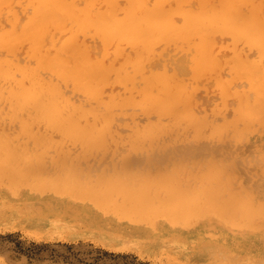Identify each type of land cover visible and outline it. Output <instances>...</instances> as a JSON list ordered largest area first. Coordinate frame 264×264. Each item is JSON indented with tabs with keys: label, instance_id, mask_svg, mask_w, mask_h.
Returning <instances> with one entry per match:
<instances>
[{
	"label": "rangeland",
	"instance_id": "374dc122",
	"mask_svg": "<svg viewBox=\"0 0 264 264\" xmlns=\"http://www.w3.org/2000/svg\"><path fill=\"white\" fill-rule=\"evenodd\" d=\"M3 1L5 0H0V4H2V7H0V40L2 42L0 45V61L7 58L14 64L17 63L15 65L21 64L26 65L28 68H37L42 78L50 79L53 85H55L59 99L69 101L73 107L88 108L85 117L81 118L82 122L84 120L87 121L88 118L90 120L94 118V114L90 112L92 109H97L102 115L106 114L104 117L107 116L104 123L100 121L101 124H99L100 127H104V129L107 130V145L105 148L90 151L92 153L88 152L84 154L83 147L80 143H73L68 140V142H64L60 150L56 144L62 142L61 135H59V132L53 130H49L54 136H52L54 138L52 139V144L35 138L16 137V139L12 141L14 144L28 146L30 148L28 154L30 156L32 154V158L37 155L39 156L40 159L38 161L34 160L32 161L33 163L30 162L33 168L44 166L50 172H56L58 168L56 162L60 161L61 156L59 155L60 153L62 155L64 151L72 159L77 161L79 168L84 174L90 173L93 178L104 173L112 174L114 171L121 169L125 159H128L130 165L135 169L159 168L165 170L170 166L185 164L187 170H189L186 174L197 173L200 171V168H204L203 166L215 160L224 164L226 167L224 176H229L232 185L234 183L233 187H230V191L226 192L252 195V197L249 196V198L245 197V199H240L241 201L239 200L238 209L241 212L247 213L250 217H253L252 219L257 223L255 226H245L244 222L247 223L248 217H242L239 218V223L233 224L226 221V209L220 207L218 212L207 214L204 208L199 206V212L186 215L187 217L181 219L182 221L179 223L169 224L163 222L157 227H150L143 223L134 225L128 223L127 220L119 221L118 219L110 218L103 213L98 206L94 205L93 202H89L85 204V206L84 204L82 205V203H75L72 205L69 197H60L56 195L57 193L49 189H43L41 191L34 190L29 183L13 186L7 177L0 175V263L264 264V125L256 120L252 125L248 126L244 121L239 120L236 122L237 128L235 126L233 127L235 112L240 99L239 95L243 91H247L248 93L251 90L248 80L242 76L239 78V75L235 71V64L232 63L236 61L235 58H238L239 55H244L248 60L259 59V54L256 49L252 48L246 41L239 42L233 40L231 35L219 33L222 35L218 36V34H215L221 39L218 41L219 43L214 39L216 42L213 41V44L216 45L213 47L214 45L210 44V49L214 50L213 52H215V57L219 60V64L209 68L211 70L207 69L205 70L206 72L196 75L192 70L195 57V55H193L194 47L184 45L181 41L166 42V40H161L154 45L155 48H151L152 50L154 49L153 52L149 50L151 53L148 51L147 53L149 54H147L145 49L141 50L146 53L142 52L145 54L144 58H149L144 61L143 56H140L142 58L141 64L143 67L140 64L141 71H137L138 64H136L135 58L139 55V53H137L139 50L138 47H135L133 44L128 42L119 44V42H117L113 43V45L106 46L103 38L99 36L95 30H92L93 28H90L91 30L87 28L88 31H86L87 29H81L77 21L75 19L71 21L70 19L72 18L68 15L60 24L55 21L49 22V31H47L49 29L48 27L47 30L46 28L45 30H43L44 28L40 29L43 31H39L40 27L33 30L29 28L31 22H33L30 18L33 19L35 16L34 14L37 12V10H34L38 8L37 1L36 3L33 2L34 0H9L10 2L8 3L7 1ZM65 1L73 4L74 8L78 10H76L78 14L84 9H91L90 7L94 8L96 3L95 0H78V2H80L78 3L79 6L77 1L74 3L75 0ZM99 1L100 0H98L97 3ZM101 1L96 5L97 8L95 6L96 10L99 9V12L108 11L111 7L108 0ZM155 1L156 0H148L150 4ZM170 1L172 2V0ZM11 2L12 4L10 5L13 6L9 5L10 7H3L4 4L7 5ZM31 2L36 4L37 8L36 6L34 8ZM174 2L175 1H173V4L171 3V6L176 5ZM262 2L264 7V0H262ZM117 3L119 4L120 2L117 1ZM124 3L122 2L123 5ZM194 3L195 1H193L191 5ZM86 5L88 6L87 8L85 7ZM106 5H109V7H106ZM103 6L104 8H102ZM176 18L180 19L179 17ZM66 19L70 21L67 23V26L66 22L68 21ZM178 19L177 21H179ZM49 24H53L54 26L57 24V27L55 26V28H53V25H51L53 27H50ZM23 25L29 28V33H32L26 36L28 32L24 31ZM7 31H10V33L8 32L6 34ZM16 32L17 36H14ZM46 32H48V34ZM8 34L10 39L7 38ZM23 34H25V37H21ZM29 37H34V40ZM11 38L13 40H11ZM27 38L32 40L30 41ZM73 38H76L74 41L78 42L79 49H87L88 54H90L93 60H100V62H103L106 66L109 65L108 71L103 67V70L107 72L102 74L106 77L100 84L99 97L91 95L90 97L88 92L78 85L76 79L72 75L64 76L52 69L45 67L38 68L37 58H35L36 55L31 56V54H34L32 46H39V50L42 49L40 51L37 49L39 53L41 52L42 54L43 51V54L47 53L50 57H56L66 44L74 43ZM7 40L8 42H6ZM4 41L5 43H3ZM79 43H82L81 45L84 46L80 47ZM30 46L32 47L30 50L33 52L28 50ZM118 47H122L121 49L123 51L121 53H118ZM11 52H13V54H11ZM66 52H68V50ZM50 53L52 54L50 55ZM134 53H136L135 55L137 56H135ZM94 56L97 58L94 59ZM129 56L131 58L134 56V61L131 60ZM137 58H139V56ZM134 62L136 65H134ZM262 62L264 64V58H262ZM65 63H67V61H65ZM15 65L12 67V75H14L12 80L14 81L10 83L5 80L3 83L2 81L5 78L2 79L1 77L0 79V82L3 84L1 89L3 91L5 90V94L12 85L16 86L15 81L24 80V77L27 78H25L27 82L30 79L28 76H24V73L18 70ZM111 65H115L118 68L115 66L112 68ZM121 70L123 73L122 76L128 77L126 83L121 82L122 80L117 76L121 75ZM163 74L171 77V80H173L172 82L170 81V84L168 80V84L170 85L168 86L169 88H175L174 85L178 83L181 86L183 85V88L180 86L176 88L181 89L180 94L182 96H180L182 101L192 100V103H188L187 105L189 110H186L193 115V122L190 121L186 111L175 118L170 112L162 114L158 111H147L145 106L138 103L142 98L141 90L146 86L147 80ZM108 77L111 83L110 81L107 82ZM154 81L151 87L154 93H157L160 90V85L163 83H160L158 79ZM250 94L255 95V92L252 93L251 91ZM131 99L135 101H130ZM184 105L185 102H182V107ZM2 106L5 108L4 112L8 113L10 101L6 96L3 98ZM1 118L2 120L0 119V123L1 121L3 123H1L3 126L0 124L1 128L13 134L20 132L19 130L21 128L18 121L9 120V116L6 114ZM7 119L9 121H7ZM150 123H157L160 125L156 129V132L159 133L156 142L144 149L133 147L130 141L131 135L136 129L142 128ZM44 126V124L39 123L33 127L36 131L43 132L46 130ZM36 180V177H34L30 181L35 182ZM10 187H19L20 190H12ZM138 188L134 187L135 190ZM103 189L107 192V189ZM160 189L161 191H159V193L161 195L169 194L173 197L177 196L174 193H179L183 189L188 190L185 187H160ZM110 192L113 193L111 194L113 197L118 198L117 200L123 198V193L117 192L116 190ZM188 198L189 195L184 191L180 199L188 202ZM67 199L68 201H66ZM197 200L200 203H205L201 201L202 199L200 197H197ZM11 202L15 203L12 204ZM9 204L16 205L17 207L15 206L16 208L13 209V206L11 205V207H9ZM69 205H71V207ZM72 207L76 214L70 212L71 210L69 209ZM16 209L19 210V214ZM65 209H67L68 213ZM27 210L30 214H27ZM5 213L9 214L6 215ZM55 215L59 216L54 217ZM71 216L74 218H71ZM22 218L26 219L23 220ZM73 220H75L76 223ZM178 220L179 218L176 217L174 222ZM60 221L61 223H58ZM71 222H74L75 224L73 223V225L75 226H73ZM68 223H70L69 226ZM98 226L100 228H98ZM95 228L96 230H94ZM56 230L61 231L57 232ZM109 231L111 234H109ZM174 234L178 236L179 240L176 239L177 237L175 238V236H173ZM184 235L190 239L186 238L185 240V238H183L185 237ZM144 236L146 239H144ZM164 236L171 237L170 239L172 242L168 237L166 238ZM200 236L203 237L201 238ZM199 237L201 239H198ZM174 238L176 240L173 241ZM179 241H181V243H179ZM212 243L215 246H213ZM202 245L203 247H201ZM198 247L201 250L198 249ZM198 250L202 251L205 256ZM203 250H205V252ZM198 253L201 255H198Z\"/></svg>",
	"mask_w": 264,
	"mask_h": 264
},
{
	"label": "bare ground",
	"instance_id": "6f19581e",
	"mask_svg": "<svg viewBox=\"0 0 264 264\" xmlns=\"http://www.w3.org/2000/svg\"><path fill=\"white\" fill-rule=\"evenodd\" d=\"M5 1H7L8 3L11 0L10 1L5 0ZM36 1L38 2L37 3L38 8L36 4H34L36 3ZM76 1L77 4L80 3L78 2V0H75L74 3ZM97 1L98 0H95L96 2L95 6L98 5L101 0L98 3ZM117 1L120 2L121 4L120 3L118 4ZM173 1H175L174 2L176 4L175 6L173 5L171 6V3L173 4ZM193 1H195V3L191 5ZM12 2L7 5L4 4L3 7L13 6L10 5L12 4ZM33 2L34 3L32 2L31 3L34 5L33 6L34 8L36 6L37 9L34 10H37V12L34 14L35 16L33 17V19L29 17L31 20H33L29 28L36 30L38 27H40L39 31H43L45 30V28L47 30L49 22L51 23L52 21H55L58 24H60L64 20V18L68 15L72 18L70 19L71 21H73L74 19L77 21L81 29L88 28L89 30H91L90 28H93L92 30H95L96 33L103 38L106 46H110L111 44L113 45V43H117V42H119V44L128 42L130 44H133L135 47H138L139 51H137V53H139L138 55L139 58H137L138 56L135 55L136 53H134V55L137 57L135 58L133 56L136 59L135 60L136 64H138L137 71H141L140 64L142 58L140 56H143L144 61L147 60L149 57L147 59L146 57L144 58L145 54L149 50L153 52L154 49L152 50L151 48L153 47L155 48L154 45L159 43L161 40H166V42L181 41V43L184 45L193 46L194 47L193 55H195V57L193 61L194 64L192 66V70L196 75L200 73H204L206 72L205 70L219 64V60L216 59L215 52H213L214 50L210 49L211 48L210 44L214 45L213 43L216 42L214 41V39H216L217 42L220 41L221 39V38L219 39V37L216 36L217 34L218 36L222 34H228L229 36L231 35L232 39L235 41L248 42L249 45L252 48L256 49V51L258 52L259 59L248 60V58L244 57V55L242 54L243 56L239 55L238 58H235L236 60L234 61L235 63L233 62L232 64H235V71L239 75V78L240 76H242L248 80V83L250 84V90L252 91V93L255 92V95L250 94L251 91H249L248 93L247 91L246 92L241 91L242 93L241 94L239 93L240 95L238 94L240 99L235 112V121L233 122V127L235 126L237 128L236 122L239 120L244 121V123L248 126L252 125L256 120H258L260 123L264 125V64L262 62V58H264V7L262 0H172V2L170 0H156L152 4H150L148 0H123V1L108 0V2L111 5L108 11L105 10L104 12H99L98 11L99 9L96 10L97 6L96 8L94 6V8L90 7L91 9H88L87 8L88 6L86 5L85 7L87 9L82 10L81 13L79 14L78 12H76L77 9L74 8V5L66 2L65 0H34ZM122 2L124 3V5L122 4ZM107 6L109 7V5H106V7ZM0 7H2V4H0ZM102 8H104V6ZM176 17H179L180 19ZM29 18L28 21L30 22ZM177 19L179 21H177ZM66 20L68 21L66 22V26H67V23H69L70 21L68 19ZM51 25L53 24H49L50 27L54 26ZM55 26L53 28H55ZM25 27L23 25L24 31L28 32V33L26 32L27 34L25 33L27 36L32 32L30 30L31 33H29L28 31L29 28L26 27L25 29ZM42 28L44 29L40 30ZM88 29L86 31H88ZM49 30L50 28L47 31ZM10 31H7L6 34L8 32L10 33ZM12 32L14 33L13 30ZM46 33L48 34V32ZM25 34H23V36L21 37H25ZM213 35L216 37H214ZM14 36H17V32ZM7 38H9V34ZM29 38H33L34 40V37H29ZM75 39L76 38H73V41ZM11 40L13 39L11 38ZM6 42H8V40ZM3 43H5V41ZM77 43L78 42L74 41V43L72 44H66L65 47H63L60 50L59 55L58 56L55 55L56 57H50L47 53L43 54V51L42 54L41 52L39 53L37 51V49L39 50V46H35V47L32 46L34 52L30 50L32 48L31 46L28 50L34 53L33 55L31 54V56L36 55L35 58H37L38 68L45 67L48 69H52L57 71L58 73H61L64 76L72 75L76 79L78 85L88 92L89 96L91 95V96L99 97L100 84L102 83V81L105 80L106 77L105 75L103 76L102 74L106 73L109 70L108 69L109 65L106 66L103 62H100V60H93L92 57H90V54H88L87 49L80 50ZM1 44L2 42L0 40V45ZM81 44L79 43L80 47L84 46ZM215 45L213 47H215ZM121 48L122 47L117 48V50L119 51L118 53H121L123 51ZM142 49H145L146 53L144 51H141ZM67 50L68 52H66ZM142 52L145 54H143ZM11 54H13V52H11ZM51 54L52 53H50V55ZM91 54L93 55L92 52ZM133 57L132 58L130 57V59L134 61ZM93 58L96 59L97 57L95 58L94 56ZM65 61H67V63H65ZM135 62L134 65H136ZM15 64L10 59L7 58L2 59L0 61V79L1 77L2 79L5 78L2 81L3 83L5 80H7V82L9 81L10 83L11 81H14L12 80L14 76L12 75L13 74L12 67ZM15 66L18 70H21L24 73V76L26 75L30 79L27 82L25 80L26 77H24L25 81L24 80L15 81L16 86L12 85L11 88H9V91H6L7 92L6 94H5V90L3 91L1 89L3 84L2 82H0L1 83L0 119L2 120L1 117H3L4 114H6L9 116L8 118L9 120L18 121L20 123V128H21L19 130L20 132L13 134L6 131V129L0 127V175L7 177L11 185L18 186L29 183V185L32 186L31 188L37 191H41L43 189H49L52 192L57 193L56 195H59L60 197L62 196L69 197L72 205H74L75 203L78 204L82 203V205L84 204L85 206V204L89 202H93L94 205L98 206L101 209V211L110 218L118 219L119 221L127 220L128 223L134 225L143 223L144 225L146 224L147 226L150 227H154V226L157 227L161 225V223L163 222L169 224L179 223L182 221L181 219L187 217L186 215L199 212L200 211L199 206H202L207 214L218 212L219 208L222 207L223 209H226L227 212V216H225L226 221L235 224V223H239L238 222V220H240L239 218L248 217L247 223L244 222L245 226L251 227L256 225L257 222L254 219H252L253 217H250L247 213L241 212L238 209L239 200L245 199V197L249 198V196L252 197V195L226 192V191H230L229 189L230 187H233L234 183L232 185V181L229 176H224L226 172V167L224 166L223 163H220L219 161L217 162L215 160H212L211 162H209L208 165L203 166L204 168H200V171H198L197 173L190 172L192 174H186L187 172H189V170H187L185 164L170 166L165 170L159 168L135 169L130 165L129 160L125 159L121 169L114 171V173L112 174L104 173L93 178V176L90 173L84 174L83 171H81V169L79 168L77 161L72 159L64 151L62 152V155L61 153L59 155L61 156L60 161L56 162L58 166L56 172L52 173L44 166H41L40 168L39 167L33 168L30 162L34 160L38 161L40 159L39 156L37 155L34 156V158H32L31 157L32 154L31 156L28 154L30 150L28 146L14 144L12 141L16 139V137L35 138L40 141H45L48 144H52L53 141L52 139H54L53 138L54 136L51 132H49V130H53L59 132L60 133L59 135H61L62 142L56 144V146L60 150L63 147L64 142L66 143L68 141H72L73 143L77 142L82 145L84 154L88 152L92 153L90 151H93L95 149L105 148L107 145L106 144L108 140L107 130L104 129V127L99 126V124H101L102 121H103L102 123H104V120L106 119L107 116L104 117L106 114L102 115V113H100V111H98L97 109H92V111H90L94 114V118L91 119L92 121L88 118L87 121L84 120L85 122L84 121L82 122L81 118L85 117L88 108L73 107L69 101L59 99L55 85H53L50 79L42 78V76L39 75L40 71L37 68H28L26 65H21V64ZM114 66H112V68H114ZM103 67L105 68V70L107 69V71H104ZM120 72L121 75H117V76L119 77L120 80H122L121 82L126 83L128 77H125L124 75L122 76L123 74L122 70ZM157 79L160 83L163 84L160 85L159 92L154 93V90L152 89L151 86H153L155 82L154 80ZM168 80H169V84L170 81L171 82L173 81L171 80V77L164 74L158 75L156 78H149L147 80L146 86L143 87L141 90L142 98L140 101H138V103H140L142 106H145L147 108L146 109L147 111H158L159 113L162 114L166 112H170L174 115L175 118L179 117L186 111V114H188L190 121L193 122L194 117L188 111L189 108L187 106L188 103L190 104L192 103L191 102L192 100L182 101L181 100L182 95L180 94L181 89L180 88L177 89L176 87L180 86L181 88H183L182 87L183 85L181 86L178 83L174 85L175 88L174 87L169 88L168 86L170 85L168 84ZM108 81H110L109 77L107 82ZM116 81L119 82L118 80ZM4 96H6L7 99H9L10 101V108L8 113L4 112L5 108H3L2 106V101ZM130 101H135V100L131 99ZM182 102H185V105L183 107H182ZM8 119L7 121H9ZM35 123L44 124L46 130L43 132L38 130L36 131L33 126L38 124ZM159 126L160 125H158L157 123H150L142 128L136 129L135 132L130 137L132 146L138 149H144L145 147L148 148L151 145H153L157 140V136L159 135V133L156 132V129ZM34 177H36L37 180L35 182L30 181ZM134 187L135 188L139 187V188L135 190ZM160 187H185L188 190L183 189L179 193H174L177 196L173 197L170 196L169 194L161 195L159 193V191H161ZM10 188L12 190L19 189V187H10ZM103 188L107 189V192ZM114 190L123 193V198L117 200L118 198L113 197L111 195L113 193H111L110 191H114ZM184 191L187 193V195H189L188 202L183 199H180ZM197 197H200L202 199L201 201H204L205 203L198 202ZM26 201H31V200H26ZM66 201H68V199ZM11 203L14 204L15 202H11ZM12 204H9V207H11ZM12 206L13 209L17 207L16 205H15L16 207L14 205ZM69 206L71 207V205ZM67 209H65L66 212ZM69 210H71L70 211L71 213H75L73 207L70 208ZM16 211L18 212L19 210L16 209ZM26 212H28V210ZM19 213L20 212H18V214ZM27 214L30 213L28 212ZM10 216L12 217L11 214ZM58 216L55 215L54 217H58ZM176 217H178L179 220L177 222H174ZM71 218L74 217L71 216ZM58 223H61V221ZM69 224L70 223H68V226ZM98 228L100 227L98 226ZM94 230H96V228ZM109 234H111V232ZM173 236H175V234ZM200 237L198 239H201L203 236L201 238ZM175 238L179 240L178 236H175ZM175 238L173 239V241L176 240ZM183 238H185L186 240L187 237L185 236ZM144 239H146L145 236ZM179 243H181V241H179ZM203 245L201 247H203ZM213 246L215 245L213 244ZM198 249L200 248L198 247ZM203 251L205 252V250ZM201 252L202 251H200V253ZM198 255L201 254L198 253ZM203 256H205L204 253Z\"/></svg>",
	"mask_w": 264,
	"mask_h": 264
}]
</instances>
